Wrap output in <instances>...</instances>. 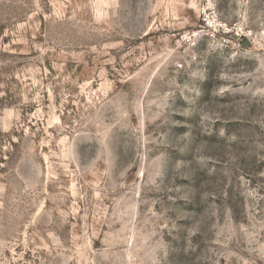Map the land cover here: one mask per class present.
Listing matches in <instances>:
<instances>
[{"label": "rangeland", "instance_id": "1", "mask_svg": "<svg viewBox=\"0 0 264 264\" xmlns=\"http://www.w3.org/2000/svg\"><path fill=\"white\" fill-rule=\"evenodd\" d=\"M0 264H264V0H0Z\"/></svg>", "mask_w": 264, "mask_h": 264}, {"label": "built area", "instance_id": "2", "mask_svg": "<svg viewBox=\"0 0 264 264\" xmlns=\"http://www.w3.org/2000/svg\"><path fill=\"white\" fill-rule=\"evenodd\" d=\"M218 24H219V22H218L217 18L207 17L205 20V26L208 29H216Z\"/></svg>", "mask_w": 264, "mask_h": 264}]
</instances>
